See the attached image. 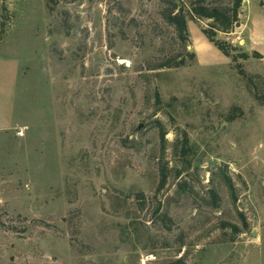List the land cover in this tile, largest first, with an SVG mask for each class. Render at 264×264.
Returning <instances> with one entry per match:
<instances>
[{"label":"rangeland","instance_id":"374dc122","mask_svg":"<svg viewBox=\"0 0 264 264\" xmlns=\"http://www.w3.org/2000/svg\"><path fill=\"white\" fill-rule=\"evenodd\" d=\"M194 2L0 0V264H264V55Z\"/></svg>","mask_w":264,"mask_h":264},{"label":"trees","instance_id":"16d2710c","mask_svg":"<svg viewBox=\"0 0 264 264\" xmlns=\"http://www.w3.org/2000/svg\"><path fill=\"white\" fill-rule=\"evenodd\" d=\"M47 1L50 2V0ZM207 1L208 0H195L192 7V13L197 18L213 20L214 24L212 25V28L210 30H205V34L210 40V42H212L218 49L223 51L226 55L231 56L232 55L231 49L235 51L238 48L234 47L232 44L226 41L225 42L217 41L215 40V37L217 31L230 32L234 24L238 22V10L240 8V4L242 0H237L235 7L233 9V13L230 17H228L227 13H225L221 9L209 7L207 5ZM166 19L169 23L176 26L181 38L185 39V34L188 31L186 16L181 12L176 13L174 9H172L167 13ZM232 56L235 61H237L238 58H242V59L250 58V55L248 53H243L240 56H236V55H232ZM253 57L260 59L263 58L262 54H260L259 52H254ZM164 137L165 134H162V138ZM165 184H166V178L163 177L158 190H161L165 186ZM229 185L232 192H234L233 186L231 184Z\"/></svg>","mask_w":264,"mask_h":264},{"label":"crops","instance_id":"0c3cea01","mask_svg":"<svg viewBox=\"0 0 264 264\" xmlns=\"http://www.w3.org/2000/svg\"><path fill=\"white\" fill-rule=\"evenodd\" d=\"M262 2L264 3V0H259L257 3L255 0H249L247 8L251 14L252 27L248 31L247 42L243 39L238 40L241 46L264 55V5Z\"/></svg>","mask_w":264,"mask_h":264},{"label":"water","instance_id":"95a60500","mask_svg":"<svg viewBox=\"0 0 264 264\" xmlns=\"http://www.w3.org/2000/svg\"><path fill=\"white\" fill-rule=\"evenodd\" d=\"M262 5H264V3L262 2ZM254 236H256V233H254Z\"/></svg>","mask_w":264,"mask_h":264}]
</instances>
